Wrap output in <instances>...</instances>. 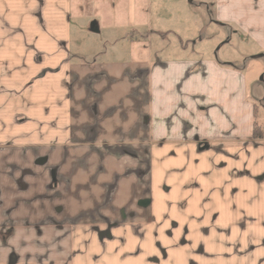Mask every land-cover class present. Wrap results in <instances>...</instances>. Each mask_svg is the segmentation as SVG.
Instances as JSON below:
<instances>
[{"label": "crops", "instance_id": "1", "mask_svg": "<svg viewBox=\"0 0 264 264\" xmlns=\"http://www.w3.org/2000/svg\"><path fill=\"white\" fill-rule=\"evenodd\" d=\"M110 1L0 0V264H264V0L189 44L114 0L134 53L87 36Z\"/></svg>", "mask_w": 264, "mask_h": 264}, {"label": "rangeland", "instance_id": "2", "mask_svg": "<svg viewBox=\"0 0 264 264\" xmlns=\"http://www.w3.org/2000/svg\"><path fill=\"white\" fill-rule=\"evenodd\" d=\"M164 2H162V4ZM172 3L173 7L171 6V10H166L162 7L158 8L157 11L161 16L169 20L162 28L174 29L175 33L179 35L181 42L184 44L191 43L193 39H196L197 42H199L200 39L205 41L207 38L224 40L228 36L238 41L232 33L227 34V32L223 31L216 24L214 0H174ZM114 5H116L114 0L112 2L110 1V4L105 7L104 11L96 14L95 19L99 20V22H103L102 25L100 24V32L98 34L87 32V36H90L89 39L94 42L95 48L97 46L95 50L102 51L105 48H109L111 44L109 40L114 37L118 40L116 44L117 49L123 47V49L128 52L132 50V53H134L137 47L150 50L151 42L149 41L154 38L151 31L159 28L157 26V21L155 22L154 19L147 20L145 27V31H147L146 39L140 40L136 34L137 27L127 28L123 25L127 20V14H125L123 10H119V12L115 10ZM113 10H115V13ZM114 14L116 15V19H114ZM152 24L155 25L151 26ZM173 35L164 42L165 46L172 48L174 44H178V41H173L175 39ZM123 40H128L130 43L125 44ZM205 43L206 42H204V44ZM205 46H207L205 53L202 54H208L211 55V57H218L219 59L223 50H225V47H222L223 49H220L219 52L216 51L217 46H215L214 43H208ZM191 47L194 48L193 45H191Z\"/></svg>", "mask_w": 264, "mask_h": 264}]
</instances>
